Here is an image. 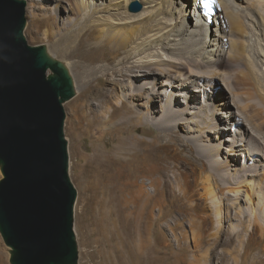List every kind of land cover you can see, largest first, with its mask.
I'll return each instance as SVG.
<instances>
[{
    "label": "rangeland",
    "instance_id": "rangeland-1",
    "mask_svg": "<svg viewBox=\"0 0 264 264\" xmlns=\"http://www.w3.org/2000/svg\"><path fill=\"white\" fill-rule=\"evenodd\" d=\"M26 1L25 36L29 44L44 45L52 55L67 63L76 83L77 94L67 101L64 107L67 115L65 134L68 141L70 176L78 192L74 225L79 249L78 264H251V255H247L264 249V236L261 238L253 234V220H250L248 215L251 216L252 210L255 209L259 217L261 212L264 213V205H254L247 200L245 194L241 195L242 200L239 201L236 199L240 198L239 195L228 193L225 188H218L214 184L210 186L206 177L211 174L213 179H216L218 174L213 169L210 170L205 158L204 170H200L204 164L198 160L197 153L189 148L190 143H187L190 137L200 135L201 128H196V123L185 122L191 119L192 112H197L201 105L220 104L222 99L216 97L218 92L223 90L220 94H229L227 100L231 103V110L225 105L218 107V116L223 128L221 132L232 140L239 135L241 137L243 132L244 137L249 139L245 143L246 146H242L245 145V140L241 141L242 145H233L234 149L241 151V155H237V162L233 163L228 151L220 148L222 145L226 148L231 146L224 140H218L220 136L224 139L222 133L217 132V129L214 130L215 134L208 132L213 129L203 130L204 136L211 137L209 146H214L211 147L210 153L215 162L216 159L224 162L219 163V166L222 164L221 172L232 171L236 165L241 169L247 167L249 169L246 171L253 173V177L240 181L250 183L252 179L262 177L264 184V139L260 138L264 136L254 135L251 140L250 123L245 120L239 108L233 105V99L237 97H232L228 92V86L222 78L228 72L227 63L220 67L221 75L216 78L218 85L213 90L205 80L198 81L196 77L195 85L192 83L190 88L183 87L184 90H172V85L168 89L166 85H162L163 78L160 79L161 83L157 85H161L159 89L163 90V94L161 98H157L155 109L158 111L162 110L166 103L165 97L172 91L181 95L193 93L196 96L191 99L189 115L184 116L186 121L173 125L169 134L152 123L151 118L146 117L141 119V123H123L127 124L128 130L121 132L119 122L131 114L126 107L122 108L118 118H109L110 113H104L101 123H91L92 117L87 116L90 110L83 105L81 98L90 79L89 65L82 58L83 50L80 46L84 30L77 34L84 28L83 17L78 10L81 0ZM95 1L106 6L111 4L110 0ZM246 2L245 0V4ZM116 3L121 8L124 6V0H116ZM139 3L143 10L144 4ZM70 20L72 23L69 25ZM247 21L250 22L251 18ZM263 25L260 24L259 33L256 31L258 26L252 27L253 36L258 38L257 34H260L259 40L264 39ZM104 57L110 56L107 54ZM117 62L118 60L114 64ZM228 75L232 76L231 73ZM167 82L170 83L169 80ZM171 84L177 83L173 81ZM205 84L209 98L205 97L203 90L201 92ZM243 84L239 91L244 90ZM99 86L104 89L111 88V85L103 80L99 81ZM210 94L213 96L210 97ZM182 96L179 99L185 101ZM251 100L258 102L256 96ZM184 106L183 104L182 107ZM227 112L235 115L231 117V121H234L232 125L230 118L226 116ZM248 114L253 122H259L254 110L249 109ZM197 120L199 118L196 116L191 119ZM193 128L197 131L192 133ZM262 130L264 133V128ZM156 137L162 138L160 143L150 145L141 156L121 159L114 164H102L103 166L98 160L99 156L111 157L123 140L139 138L150 143ZM258 138L261 142L256 141ZM247 150H251L250 155ZM222 166L225 167L223 170ZM243 216H247V219L242 218ZM261 222L264 228V220ZM244 223L247 224V229L240 231V226ZM231 238L230 244H225ZM0 244L3 249L0 264H11V249L5 244L1 233ZM234 254L235 262L230 258Z\"/></svg>",
    "mask_w": 264,
    "mask_h": 264
},
{
    "label": "bare ground",
    "instance_id": "bare-ground-1",
    "mask_svg": "<svg viewBox=\"0 0 264 264\" xmlns=\"http://www.w3.org/2000/svg\"><path fill=\"white\" fill-rule=\"evenodd\" d=\"M137 1L144 4V9L135 13L131 12L129 6ZM188 1L124 0L122 8L117 5L116 0H110L109 6L103 3L98 4L95 0L80 1L78 10L83 17L84 28L77 34L79 35L84 30L80 46L83 50L82 58L89 65L88 76L90 78L81 98L83 105L90 110L87 116L92 117L91 123H101L104 113H110L109 118L117 117L121 114L122 108L126 107L131 114L128 115L129 117L126 116L127 119L121 117L122 121L119 122L121 132L128 130L126 129L127 124L123 125V123H133V121L141 123V119L146 117L151 118L152 123L169 134L173 125L186 121L187 118L184 116L189 115L191 99H195L196 96L193 93H182V95H186L182 96L180 93L172 91L165 97L166 103L162 110L158 111L155 109L157 98H161L163 94V90L159 89L161 85H157L161 83L160 79L163 78L162 82L164 83L162 85H166L168 89L172 85L174 86L172 90H184L183 87L190 88V85L194 84L197 78L198 81L204 82L205 80L206 84H210L209 86L213 90L218 85L216 78L221 75L220 67L227 63L228 72L222 78L228 86V92L232 94V97H237L233 99V105L239 108L245 120L250 123L251 140L254 135L262 134L264 136L262 130L264 128V55H261L264 54V39H262L263 41L259 40L260 34H257L258 38L252 34V27L258 26L255 29L259 33L260 24H264V0H246L250 2L248 4L247 2L245 4V0H220L222 10L214 18L212 25L206 24L204 17L199 15L198 0ZM249 18H251L250 22L247 21ZM71 23L72 20L69 21V25ZM87 28L88 30H86ZM47 50L51 57L58 59L51 54L48 48ZM169 52L170 54H168ZM107 54L110 56L109 58L104 57ZM116 60L118 62L114 64ZM63 63L69 69L68 64ZM100 63L102 65H97ZM228 73H231L232 76L228 77ZM101 80L110 84L111 88H101L99 86ZM168 80L170 83L167 82ZM173 81L178 85L171 84ZM206 84L203 85L204 88H201L203 93L208 91ZM242 84L244 90L239 91L238 89ZM220 92L216 97L222 99L220 104L208 103L209 108L207 107L208 104L207 106L201 105L197 112L191 114V119H195L196 116L199 120L191 121L190 119L191 122H185L196 123V128H201L200 135L187 139V143H190L188 146L197 153L198 160L204 164L200 170H204L205 158L210 170L213 169L218 174L219 178L216 177V179H213L211 174L206 177L210 186L214 184L218 188H225L228 193L239 195L240 198H236L239 201L242 200L241 195L245 194L247 200L254 205H264V184L261 181V176V178L252 179L250 183L244 182L245 180L241 182V179L253 175V173L249 174V171H246L249 168L244 169L242 167L241 169L239 165H236L232 171L228 170L223 173L221 172L222 164L219 166V163L224 162H219L218 159L215 162L212 153H210L211 147H214L209 146L211 137L204 136L202 131L213 129L208 130V132L215 134L214 130L217 129V132H221L223 128L221 127L222 121L218 116V107L225 105L231 110V103L227 100L229 94L226 93V96H222ZM208 95L206 93L205 97ZM181 96L185 98V101L179 99ZM212 96L210 94V97ZM254 96L258 102L251 100ZM183 104L184 107H182ZM91 107L93 108L91 109ZM249 109L256 112L259 119L258 123H255L256 120L255 122L252 121V117L248 114ZM159 113L160 116L157 118ZM220 113L222 112L220 111ZM226 116L230 118L229 121L232 125L234 121H231V117L235 115L227 112ZM247 130L249 132V129ZM195 131H197L195 128L191 130L192 133ZM221 133L224 139L220 136L218 140L220 142L224 140L230 143L232 147L228 145L226 148L222 145L220 148L226 149L230 161L236 163L237 155H241V151L234 149L233 145L241 144L242 140H245V144L249 138L244 137L242 132L241 137L240 135L234 136L235 138L232 140L224 132ZM260 138L264 139V137ZM161 140L160 137L154 138L150 143L139 138H131L130 141L123 140L111 157L99 156L98 160L101 165H106L114 164L121 159H132L141 156L150 145L158 144ZM257 140L261 142L259 138ZM242 146H246V144ZM247 151L250 155L251 150ZM259 154L257 153V155ZM246 157L248 156L246 155ZM246 157L244 156V158ZM258 167H260L259 164ZM112 168L114 169V167ZM255 172L257 173V171ZM248 216L250 220H253L255 229L253 234L262 238L264 228L261 220H264V213L261 212L258 217L254 209L251 216ZM242 218L247 219V216ZM240 227V231L245 230L247 224L244 223ZM228 241L225 244H230L232 238ZM262 253L264 254V249L259 250L256 254L248 253L247 257L251 255V264H264ZM0 254H3L1 244ZM230 258L235 262L236 255L234 254Z\"/></svg>",
    "mask_w": 264,
    "mask_h": 264
},
{
    "label": "water",
    "instance_id": "water-1",
    "mask_svg": "<svg viewBox=\"0 0 264 264\" xmlns=\"http://www.w3.org/2000/svg\"><path fill=\"white\" fill-rule=\"evenodd\" d=\"M26 25V0H0V233L11 264H78L64 107L75 83Z\"/></svg>",
    "mask_w": 264,
    "mask_h": 264
},
{
    "label": "snow or ice",
    "instance_id": "snow-or-ice-1",
    "mask_svg": "<svg viewBox=\"0 0 264 264\" xmlns=\"http://www.w3.org/2000/svg\"><path fill=\"white\" fill-rule=\"evenodd\" d=\"M202 3L205 7V9L208 12H211V6L212 5H217L218 4V0H202Z\"/></svg>",
    "mask_w": 264,
    "mask_h": 264
}]
</instances>
